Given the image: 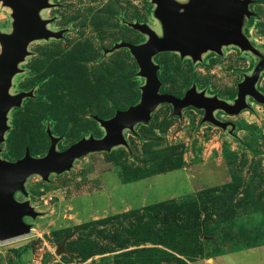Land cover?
<instances>
[{"label":"rangeland","instance_id":"obj_1","mask_svg":"<svg viewBox=\"0 0 264 264\" xmlns=\"http://www.w3.org/2000/svg\"><path fill=\"white\" fill-rule=\"evenodd\" d=\"M40 11L59 38L33 40L10 94L32 92L7 113L0 158L44 156L50 134L63 151L82 138H102L95 117L108 119L141 101L146 78L128 47L160 37L152 0H48ZM192 0H175L184 12ZM241 31L254 47L230 43L199 58L163 51L159 93L182 98L192 88L234 105L238 87L259 70L264 95V0H251ZM0 31H13L11 7L0 0ZM1 52V44H0ZM237 114L188 105L174 113L160 103L147 123L123 131L126 144L76 158L70 169L34 173L25 181L36 216L21 236L0 240V264H264V103L250 94ZM21 247L19 257L13 251Z\"/></svg>","mask_w":264,"mask_h":264},{"label":"water","instance_id":"obj_2","mask_svg":"<svg viewBox=\"0 0 264 264\" xmlns=\"http://www.w3.org/2000/svg\"><path fill=\"white\" fill-rule=\"evenodd\" d=\"M12 9L13 31H0V151L4 132L7 130V113L21 104L25 96L32 92L10 94L13 76L20 70L19 63L29 54L28 46L40 38L62 36V31H53L47 27L50 20L43 19L40 11L50 7L48 0H2ZM156 3V16L162 21L163 36L160 37L147 24L135 23L132 26L148 35L144 43L120 42L111 50L128 47L134 55L140 70L146 78L142 86L141 101L124 110H117L108 119L95 117L105 128L102 138H82L63 151H57L59 138L50 134L51 143L47 153L34 157L27 149L25 155L16 161L0 158V240H8L25 235L30 225L24 222V216H36L28 201H17V191L26 193L25 181L31 174L37 173L47 179L51 172H63L71 168L74 160L90 152L107 151L117 144H126L123 131L132 129L136 123H147L151 112L162 102L174 105V113L194 105L205 109V119L225 126L213 115L216 108L229 114H237L246 107V95L250 94L258 102L264 103V95L257 92L255 83L259 70L253 76L246 77L239 84L238 96L234 105L218 98H209L204 93L188 90L182 98L168 93H159L158 64L153 56L163 51H178L181 56L191 55L199 58L202 51L208 49L220 52L223 44H236L242 49L254 50L248 38L242 33V18L249 10L251 0H192L184 12L178 11L175 0H152Z\"/></svg>","mask_w":264,"mask_h":264},{"label":"trees","instance_id":"obj_3","mask_svg":"<svg viewBox=\"0 0 264 264\" xmlns=\"http://www.w3.org/2000/svg\"><path fill=\"white\" fill-rule=\"evenodd\" d=\"M13 251L15 252V254L19 257L20 253H21V247H17L14 248ZM18 264H20V262L18 261ZM43 264H47L46 262V258L44 259V263Z\"/></svg>","mask_w":264,"mask_h":264}]
</instances>
